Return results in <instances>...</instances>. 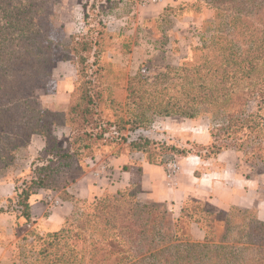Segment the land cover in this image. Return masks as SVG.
Returning a JSON list of instances; mask_svg holds the SVG:
<instances>
[{"label": "trees", "instance_id": "obj_1", "mask_svg": "<svg viewBox=\"0 0 264 264\" xmlns=\"http://www.w3.org/2000/svg\"><path fill=\"white\" fill-rule=\"evenodd\" d=\"M218 2L225 7L228 19L225 21V29L229 26L227 33L224 32L225 42L216 44L214 55L203 63L181 69L177 94L169 95L159 109L165 115L188 118L207 115L212 142L193 141L189 148L164 144L163 148L181 153L183 157L198 155L204 160L234 149L246 155L252 169L263 172L264 0ZM20 4L22 8L13 14V0H0V16L17 29L18 37V42L10 49L7 44L3 45L8 37L0 38V54L3 52L0 60V161L13 163L18 153L27 152L34 135L44 137L45 149L36 159L46 162L36 164L33 159L31 178L24 179L21 184L15 179V193L7 201L17 217L30 221L32 195L38 189H58L59 172L71 170L75 161L90 148L89 143L84 144L83 137L87 136L85 141H113L106 133L114 124L97 120L94 99L88 92L83 102L72 101L66 111L42 108L44 79L54 73L55 49L61 47L71 52L72 63L80 66L89 58L98 40L85 34L71 36L64 42L54 28L56 13L49 0H29ZM114 4L117 6L118 0ZM100 26L104 28L102 21ZM11 74L15 80L9 84ZM81 119L88 122L92 131L86 129L83 134L78 131ZM65 127L71 132L67 140L56 136V130ZM116 132L121 136L119 130ZM151 143L155 141L133 140L128 144L131 149L115 153L129 152L136 156L141 151L147 152L146 146ZM194 147L206 148L208 153L194 150ZM104 155L99 153V156ZM146 161L163 164L151 159ZM140 188V184L131 183L125 188L107 190L101 194L103 197L98 195L91 207L64 189L61 197L72 202V210L61 229L48 233L40 254L53 258L54 264H104L113 257L119 264H264V221L257 217L243 218L244 212L250 210L238 205H231L229 210L210 207L204 201L209 209L200 211L188 207L186 199L181 213L175 216L169 210L158 211L143 203L139 197ZM0 211L4 212L3 208ZM216 220H223L225 225L219 244L210 243L206 236ZM192 224L204 231L207 242L193 241ZM184 225L188 230L185 235L179 233ZM235 228L241 234L237 239L232 235ZM171 249L176 253H171Z\"/></svg>", "mask_w": 264, "mask_h": 264}, {"label": "rangeland", "instance_id": "obj_2", "mask_svg": "<svg viewBox=\"0 0 264 264\" xmlns=\"http://www.w3.org/2000/svg\"><path fill=\"white\" fill-rule=\"evenodd\" d=\"M114 1L116 0H49L56 13L54 28L60 33L64 42L69 41L71 36L82 37L87 34L97 37L98 44L93 47L89 58L81 62L80 66L72 63L71 52L61 47L55 49L54 73L44 79L42 108L50 111H66L68 108L66 110H56V108L64 107V103L69 107L72 101V103H81L88 92V95H92L94 99L93 107L97 111L95 114L97 120L109 121L114 125L106 133L113 141L100 139L91 142L85 141L86 135L83 137L84 144L89 143L90 148L82 153L81 159L75 161L71 170L59 172L58 189L46 190L44 202L48 210L62 205L61 192L64 193V189L68 190L67 187L72 180L88 172L92 165L102 159L99 156L100 152L107 154L111 151L114 153L128 151L131 149L128 145L130 141L147 138L155 143L146 146L147 152L141 151L133 156L136 167H140V163L147 159L162 161L166 166L170 162H177L180 166L183 155L164 149V144L189 148L193 141L210 144L213 139L209 132L210 118L207 115L188 118L165 115L160 113L159 109L166 103L169 95L177 94L181 83L178 73L181 69L203 63L214 55L216 44L225 42L224 32L227 33L226 31L229 30V26H227L228 30L225 29V21L228 22L225 17V7L220 6L218 0H186L172 8L164 9L155 17L142 19L140 16L145 7L147 9L149 5L155 4L156 0H118L117 6ZM21 2L28 3L29 0H13V14L19 7L22 8ZM101 21L104 23L103 29L100 26ZM9 24L7 19L0 16V38L3 40L4 37H8L3 40V45L7 44V48L10 49L18 42V37L17 29L10 27ZM28 26L33 29L31 24ZM9 31H12V34ZM142 40L146 41V46L138 48L137 44ZM2 55L3 52L0 54V60ZM8 79L11 84L15 77L11 74ZM68 86V94H59L58 98L55 96L58 89L64 90ZM86 123L82 119L78 123L80 124L78 131L81 134L86 132V129H91ZM118 130L121 133L119 137L116 132ZM56 133V136L62 137L63 140L71 136L70 128L66 127L57 129ZM194 150L208 153L206 148L194 147ZM230 150L237 152L236 170L247 181L246 205H238L250 210L244 212L243 218L257 217L264 221V171L252 169L250 167L252 164L242 151ZM87 152L92 153L85 157ZM37 157L38 155L29 159L23 150L16 155L13 163L0 161V181L19 179L17 183L21 184L24 179L31 178L30 170L33 169L30 165L31 161L35 159L36 164L46 162L42 160L38 162ZM25 166H29V169L22 173L21 169ZM104 171L102 169L101 172ZM178 172L175 174L177 175ZM139 197L143 203L157 208L158 211L169 210L175 213L168 203L147 200L140 194ZM96 198L99 196L77 199L87 202L86 205L91 207ZM56 199L61 203L56 205ZM191 199L199 202H191ZM7 201L8 197L0 196V209L4 210V212L0 211V214L15 213ZM204 201L188 198L185 202L188 207L202 211L201 209H209L203 204ZM205 202L210 207H219L212 202ZM64 223L65 220L58 228L51 229L45 223L37 225L32 220L27 221L24 217H17L15 222L8 226V231L0 228V243L6 246L5 251L1 252L0 264H54L53 258L40 253L45 247L48 233L58 231ZM180 229V234L185 235L188 231L187 225ZM237 231L238 229L235 228L232 234L236 239L241 236ZM224 232V221L216 220L213 228L207 230L206 236L210 243L219 244ZM200 235V233L193 235L191 233L193 241L207 242L208 238ZM171 250V253H176L175 249ZM104 264L119 263L113 257Z\"/></svg>", "mask_w": 264, "mask_h": 264}, {"label": "crops", "instance_id": "obj_3", "mask_svg": "<svg viewBox=\"0 0 264 264\" xmlns=\"http://www.w3.org/2000/svg\"><path fill=\"white\" fill-rule=\"evenodd\" d=\"M186 0H156L155 4L144 9L140 17H152L161 14L168 6H175ZM143 21V20H142ZM146 41H139L137 47H145ZM136 46V44H134ZM70 86V84H69ZM69 86L58 89L59 94H68ZM64 107L56 110H66ZM204 142V141H203ZM46 146L44 137L34 135L27 147V156L34 158L43 153ZM102 159L92 165L91 169L71 181L68 185L70 194L78 198L95 197L107 190H117L125 188L133 182L140 184V195L147 200L160 203H168L175 215L181 213L184 201L188 198H197L212 202L221 209H227L231 205H246L247 181L242 174L237 172L236 166L238 154L232 150H225L218 154L216 158L204 160L198 155L191 154L184 157L180 163V170L175 175L174 182L167 177V166L164 164H154L148 161L140 163V168L135 166L133 154L124 152L121 154L111 151ZM29 169L25 166L21 169L24 173ZM105 170L104 172H101ZM197 173V174H196ZM102 175V176H101ZM232 182L240 183L235 185ZM15 193V182L13 180L0 181V196L10 197ZM47 191L40 189L33 194L30 199L31 218L35 224H47L48 228L56 229L61 226L65 218L72 210V202L63 200L62 205L49 209L44 202ZM17 219L15 213L0 214V228L9 230ZM192 235L200 233L204 236V231L197 225L191 226ZM6 246L0 243V255L5 251Z\"/></svg>", "mask_w": 264, "mask_h": 264}, {"label": "built area", "instance_id": "obj_4", "mask_svg": "<svg viewBox=\"0 0 264 264\" xmlns=\"http://www.w3.org/2000/svg\"><path fill=\"white\" fill-rule=\"evenodd\" d=\"M180 169V166L177 162H170L168 163L167 165V177L172 181L174 182V179H175V173L178 172V170ZM56 205L60 204L61 202L56 199Z\"/></svg>", "mask_w": 264, "mask_h": 264}]
</instances>
